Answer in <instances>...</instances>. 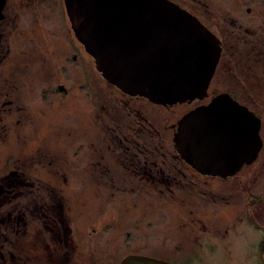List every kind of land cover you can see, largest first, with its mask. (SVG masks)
<instances>
[{
  "label": "rangeland",
  "instance_id": "374dc122",
  "mask_svg": "<svg viewBox=\"0 0 264 264\" xmlns=\"http://www.w3.org/2000/svg\"><path fill=\"white\" fill-rule=\"evenodd\" d=\"M174 1L222 36L227 45L231 42L230 31L226 26L221 30L220 19L237 16L254 22L253 32L260 36L257 20L264 15V0ZM35 3L42 7V22L60 16L65 21L63 25L58 21L60 39L55 45L46 41L43 33L42 57L16 63L17 86L10 95L16 102L12 110L0 114V189L8 185L0 191V264H57L58 254L63 255V262L68 259L64 264H121L130 254L171 264H264L254 242L259 234L242 221L247 197L243 188L262 195V182L212 181L198 189L113 193L110 177L103 179L95 168L102 150V163L110 164L112 178L118 176L117 164L106 149L109 142L104 140V130L111 126L108 119H103L102 110L110 94L107 83L84 53L76 52L77 61L71 58L75 51L68 41H75L74 35H69L63 0ZM34 18L27 15L29 26L35 24ZM240 58L245 66L232 65L233 71L219 88H230L244 100L251 88L256 89L247 56ZM232 60L229 52L222 62ZM257 71L258 77L264 78L263 68ZM220 72L217 70L215 87ZM233 75L245 87L240 89L241 85L233 82ZM58 85H64L68 94L57 93ZM42 88L50 92L46 102L42 101ZM257 90L264 97L262 81ZM133 105L158 125L170 144L173 134L162 125L166 121L177 122L194 108L177 106L167 110L145 100L132 102ZM52 206L69 224L73 245L70 250L62 240L57 241L56 233H60L59 239L63 238L62 227L51 230L40 220L42 216H52ZM10 219L12 225L6 222ZM211 235L218 248L206 246L207 241L211 243ZM7 252L10 255H5Z\"/></svg>",
  "mask_w": 264,
  "mask_h": 264
},
{
  "label": "water",
  "instance_id": "95a60500",
  "mask_svg": "<svg viewBox=\"0 0 264 264\" xmlns=\"http://www.w3.org/2000/svg\"><path fill=\"white\" fill-rule=\"evenodd\" d=\"M4 4L0 0V21ZM64 5L97 72L129 97L172 108L209 96L221 41L172 0H64ZM177 128L175 150L203 175H235L262 149L259 121L226 93L189 111ZM121 264L169 263L129 255Z\"/></svg>",
  "mask_w": 264,
  "mask_h": 264
},
{
  "label": "flooded vegetation",
  "instance_id": "af4514ba",
  "mask_svg": "<svg viewBox=\"0 0 264 264\" xmlns=\"http://www.w3.org/2000/svg\"><path fill=\"white\" fill-rule=\"evenodd\" d=\"M36 1L5 0L2 11L3 17L0 21V114L4 113L7 109H11V106H14L16 102L11 99V93H13L17 86L15 82L17 72L15 69L16 63L19 60H25V58L43 56V49L41 48V43L43 44V33L47 35L46 41L51 43L52 46L60 39L58 21L60 20L59 22L63 25L65 21L64 16H60L61 19L60 17H54L50 21L42 22V7L39 6V3H35ZM64 11L66 16L65 5ZM248 12H251V10L248 9ZM27 15L35 17L33 20L35 24L33 26L28 25V20H26ZM66 17L68 19V16ZM260 17L257 20L261 28L259 38L256 37L257 34L252 29L254 22L242 21V18L237 16L229 17L224 21L220 19L218 25L221 26L222 31H224L223 26L228 28L231 42L228 45L225 44L226 42L222 40V36H218L213 32L218 40L221 41L223 52L215 71L216 74L210 83L211 85L208 90L209 96L204 101L197 100L192 104L176 105L172 108L163 107L164 109L171 110L177 106H194L193 109H196L200 105H208V103L222 93L230 94L238 104L245 106L259 121V135L262 149L258 153L257 159L251 165L244 164L239 172L230 177L203 175L188 165L174 148V137L178 131V122L193 109L187 111L177 122L168 123L166 121L162 125L165 131H171L173 134V141L170 144L168 139L164 137L166 135L158 129V125L148 119L145 112H142L135 105L131 106L132 102L148 101L147 99L139 97L131 98L106 82L110 94L107 98L106 105L104 108L102 107L104 113L103 119H108L111 126H107L104 130V140L109 142L106 149L113 155L112 159L113 163L117 164L118 176L112 178L113 174L111 172L113 169L111 171V166H108L110 164L102 163L105 157L102 150L100 152V162L95 163V168L98 171L100 170L103 179L110 177L108 179L110 189L114 191L113 193L115 195L148 193L150 191L169 192L180 191V189H198L204 187L203 184L207 185L212 181L219 183H233L237 181L242 184H255L259 181V183L262 182V187L264 186V97L256 92L258 91L257 87L260 81L264 84V78H259L257 71L262 68L264 70V15H260ZM203 24L206 26L205 23ZM68 26L70 28L69 35H73L69 21ZM74 41H68V43L71 45L72 50L75 51V55L71 58L73 61H77L78 57H76V52L84 53L85 55L86 53L84 52V48L76 41L75 37ZM259 41L261 45H258ZM229 52H231V56L233 57L232 63L225 62L223 64L222 61L228 56ZM240 55L247 56L248 71H252L250 78L256 89L255 91L251 88L249 97L248 99H244L245 101L241 98L242 96L234 93L230 88L227 91L219 88L227 80L229 71H233L232 65L237 67L245 66L246 63L242 61ZM87 63L88 61L84 65ZM219 69L221 70L220 80H217L216 84H218V87H215L213 82ZM233 79L236 85H241L240 89L245 87L244 82L241 79L238 80L236 75H233ZM58 87L59 85L55 91L61 93ZM41 94L42 101L46 102L50 92L42 88ZM151 105L158 106L155 104ZM3 108L4 110L1 112ZM2 132L4 131L2 130ZM4 179L8 180L7 177ZM243 189H245V195L247 197L245 199V209L243 210L244 219L242 221L244 223L246 222L245 224L252 232L259 234V238L254 242L258 244L260 253L258 256L264 262V254L261 251L264 243V193L262 195H255L249 188L244 187ZM10 220L8 222H12ZM0 223L2 224L3 221L0 220ZM209 239H211V243L207 241L206 246L218 248L215 237L211 235Z\"/></svg>",
  "mask_w": 264,
  "mask_h": 264
},
{
  "label": "trees",
  "instance_id": "16d2710c",
  "mask_svg": "<svg viewBox=\"0 0 264 264\" xmlns=\"http://www.w3.org/2000/svg\"><path fill=\"white\" fill-rule=\"evenodd\" d=\"M5 187L6 186H8L7 184H5L4 185ZM4 186L0 189V191L3 189L4 191L6 190V189H4ZM58 202V201H57ZM52 208H53V211H51V214H52V216L50 217V218H48V217H46V215L44 216V218H43V216L42 217H40V220H42V221H44L45 222V225H46V227L47 228H49V229H53L54 227H57L58 225H59V228H61V230H63L62 231V235H63V238H61V239H59V237H60V233H56V236H57V241H61L62 240V242H63V244H64V247H66L67 249H69L70 250V248L73 246L72 245V240H70V231H69V229H68V226H69V224L67 223V221L64 219V216L62 217L61 215H60V213L58 214V213H56L55 211H56V209H54L55 208V206H52ZM57 208V207H56ZM56 213V214H55ZM10 221H12V220H10ZM7 223H9V225H12V223L13 222H8V221H6ZM7 225V224H6ZM9 225L8 226H6L7 228L9 227ZM3 228V226H2V224L0 223V229L1 230H3L2 229ZM9 229V228H8ZM19 250H20V248H18ZM23 250V248L20 250V251H22ZM16 253V252H15ZM68 255V252H66L65 253V255ZM5 255H10V253H6ZM58 259H56V261H57V264H64L65 262L66 263H68L67 262V260H65V262H63L61 259L63 258V255L62 254H58V257H57ZM61 258V259H60Z\"/></svg>",
  "mask_w": 264,
  "mask_h": 264
}]
</instances>
